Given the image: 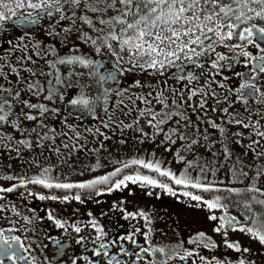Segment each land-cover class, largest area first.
I'll return each mask as SVG.
<instances>
[{"label": "flooded vegetation", "instance_id": "1", "mask_svg": "<svg viewBox=\"0 0 264 264\" xmlns=\"http://www.w3.org/2000/svg\"><path fill=\"white\" fill-rule=\"evenodd\" d=\"M113 15L114 10L110 13L85 10L78 12L72 19L59 22L45 17L37 25L26 28L14 26L12 20L5 24L6 31L0 32V96L12 100L10 93L19 91L20 98L30 104L44 105L49 111L41 116L38 107L28 108L20 103V99L15 100L14 107L4 106V111L10 114L8 119L13 123L0 122V187L19 185L21 179L38 176L45 168L50 169L49 175L57 182H86L108 175L133 159H139L158 163L162 169L177 176L186 175L201 183L211 181L221 189L235 188L243 192L253 186L264 191V164L256 162V154L264 152V141L260 145L252 144L253 140L260 139L255 136L253 129H245L235 123V120H243L251 125L259 121L261 130H264V103L249 98L245 104L237 98L238 93L235 92L243 81L234 73L250 71L244 67V63L233 62L231 69H222V74L216 75V70L210 67L211 60L215 57H209L204 65V74L198 81L188 85L189 88H203L207 94L203 97L207 101L203 109L199 105L202 99L200 95L182 101L179 93H173V89L181 87V82L167 79L165 83V77L151 75L141 69L125 71L119 77V84L112 81L101 83V75L116 66V59L107 48H101L97 53L92 39L103 38L112 30L113 25L102 24L100 21L107 22ZM249 50L252 51L251 48ZM217 51L232 55L222 47L217 48ZM75 57H86L97 62L100 67L94 71L78 64L59 63L60 59ZM180 63L181 61H177V64ZM183 63L184 72L181 75L188 72L199 75L201 72V69L194 68L186 61ZM121 66L128 69L127 60ZM13 68L14 72L11 70ZM175 71L176 68H169L165 75L169 76ZM81 73L86 75H80ZM89 73L92 74L88 75ZM136 81L142 86H137ZM183 83L187 84V81ZM220 83H223V88ZM260 84L264 86V79ZM117 88L123 90L121 95H115ZM106 89L113 90L107 103L103 97ZM149 93L152 95L149 96ZM49 95L51 99L47 98ZM80 95L95 101L93 112L67 103L69 97L76 98ZM138 97H144L152 103L145 104ZM160 98L168 103V108H163L159 103ZM173 100L177 104H173ZM105 107L108 108L107 114L103 111ZM149 108L181 113L185 119L176 116L157 128L153 126L155 121L149 123L151 115L146 111ZM225 108L228 109L227 112H224ZM52 109H59V113L52 112ZM141 112L145 114L141 116ZM23 113L35 115L37 120L29 121ZM81 114L82 119L78 118ZM175 120H179V124ZM213 123L223 128L224 132L213 128ZM105 124L110 126L105 127ZM68 125H72L75 131L70 130ZM50 129H55V135ZM97 129L104 135H99ZM173 131L175 135H171ZM64 132H68L69 136H64ZM76 132L80 133L79 139L76 138ZM166 135L170 139H166ZM181 135L185 139H179ZM19 140H26L30 146L18 144ZM193 140L197 143L192 144ZM66 143L71 151L64 146ZM249 144H252L251 148L247 147ZM260 160L264 161V156ZM132 169L135 175V165ZM141 170L153 179L157 176L176 195L162 188L131 182H127V187L113 189L111 192L107 191L111 187V181L109 185H97L102 194L95 195L93 192L91 199L87 198V190L72 189L66 193L64 190L45 189L35 185L17 187L12 193H0V196H4L0 200V206L5 208V211L0 212V228L28 229L26 233L13 234L27 236L25 243L32 246L29 256L32 264H50L53 261L54 264H71L72 257L83 256L92 260L100 259V264H105L102 258L92 256L94 245L91 240L97 235L90 224L92 220L103 228L105 235L102 239L109 244L113 239L130 235L135 229H139L134 239L141 246L147 247L142 233L151 229L150 240L153 247L165 248L173 255L176 252L183 254L186 250L195 253L187 260L174 258L168 264H238L239 259H245L246 264L249 260L253 264H264V246L249 234L232 230L251 226L250 218L262 217L264 205L252 201L251 208H245L243 203L247 197L232 195L229 200L222 201L229 205L226 209L209 211L183 193L210 195L209 198H213L215 192L202 193L196 189L184 188L157 173L152 174L148 169ZM123 175L127 174L119 173L113 180L120 179ZM9 176L14 179H8ZM29 191L35 195H28ZM222 192L225 194L223 196L229 195L226 191ZM73 193H81L83 202L41 201L36 198L38 195L62 197ZM251 195L253 194H247ZM258 199L264 198L258 196ZM234 202L239 203L232 206ZM140 212L146 214L150 224L139 215ZM49 213L64 223L63 229L48 219ZM210 215L223 217L225 228L220 232L215 231L222 221L210 220ZM23 217L33 218L32 223L24 225ZM233 217L235 220L229 227L228 222ZM73 225L80 227L81 232L76 233ZM199 233H204V240L190 242L196 241ZM81 236L85 237V243L77 244L76 240ZM225 240L238 242L241 249L248 248L250 251L238 253L228 249ZM56 241L64 246L62 251ZM205 242L208 247L204 246ZM117 243L125 242L117 240ZM125 246L129 249L133 247L131 244ZM110 251L118 252V249L111 246ZM200 257L205 259L201 260ZM123 259L127 260L128 257ZM150 259L155 264H161L167 257L156 253ZM78 264L87 262L81 259ZM141 264H147V261Z\"/></svg>", "mask_w": 264, "mask_h": 264}, {"label": "snow or ice", "instance_id": "2", "mask_svg": "<svg viewBox=\"0 0 264 264\" xmlns=\"http://www.w3.org/2000/svg\"><path fill=\"white\" fill-rule=\"evenodd\" d=\"M103 4V8L99 7ZM15 8L10 7L3 0H0V8L7 11H0V32L6 31L5 24L12 20V24L17 27L34 26L39 23L40 20L45 17L52 18L56 22L60 20H68L76 17L78 12L90 10L92 12L114 10L115 15L111 16L106 22L101 20L100 22L109 23L113 25L112 30L106 34L103 38L92 39L95 51L100 52L101 48H107L111 51V54L116 59V66L108 71L106 74L101 75V83H107L112 81L114 84H119V77L125 71H131L132 68H140L144 72H148L151 75H157L165 77V83L167 79H175L181 82L179 89H173V93H179L181 100H191L192 97L200 95L202 99L199 101L201 109H203L207 103L204 96L203 88H189L188 85L193 81H198L200 76L204 74V65L208 61L209 57L213 56L215 59L211 60V69L216 70V75H221L222 69H231L234 65L233 62L239 64L244 63V67L249 69V72H235L234 75L242 79V83L235 89L238 93V99L241 102L247 104L249 98L252 100H260L264 103V86H261L260 81L264 79V0H94L93 2H82V0H14ZM16 9L21 10V15L17 16ZM25 9L30 11L25 12ZM35 13V15L33 14ZM59 14V15H57ZM118 25L119 27H115ZM99 41V42H97ZM228 49L232 53L231 56L218 52L217 48ZM252 49V51L249 50ZM204 59L201 60L200 58ZM240 58H243L241 60ZM127 60L129 68L125 69L121 65ZM177 61H181L177 64ZM184 61L187 64L192 65L194 68L201 69L199 75L194 72H188L186 75H181L184 72ZM228 61L229 63H222ZM61 64H78L85 69H93L94 71L100 67V65L86 57H75L70 59H60ZM176 68L175 72H172L169 76H166V72L169 68ZM13 72L15 69H11ZM89 73L88 75H91ZM80 75H86L81 73ZM228 79V77H224ZM187 81V84L183 81ZM137 86H142L139 81H136ZM220 87L223 88V83H220ZM112 89H106L103 93L104 102H108V96L112 92ZM122 89H115V95H121ZM10 95L13 99L10 100L6 97L0 96V122L13 123L8 119L9 113L4 111V106L14 107L15 100L20 99V103L28 108H39V114H43L49 109L44 105L30 104L28 101L20 98V92ZM149 96L152 93L148 94ZM215 95V93H213ZM51 99V95L47 97ZM143 103L151 104L152 101L138 97ZM227 99V97H224ZM220 101H217L219 103ZM67 103L71 104L75 108H83L88 112H93L95 108V101L90 98H86L83 95L76 98L69 97ZM159 103L163 105V108H168V103L163 98L159 99ZM173 104H177V101L173 100ZM52 112L58 114L59 109H52ZM107 114L108 108L103 109ZM150 113L151 118L149 123L156 122L153 126L159 128V125L168 123L173 120L174 117L180 116L181 119H185L181 113L162 111L161 109H146ZM228 109L225 108L224 112ZM145 113L141 112V116ZM25 118L29 121L37 120V116L30 113H23ZM159 117V120H157ZM82 119V114L80 117ZM96 118L95 116L93 117ZM67 117H65V123ZM103 123V120L101 121ZM175 123L179 124V120H175ZM231 122V121H230ZM236 124L242 125L245 129L251 127L255 136L259 137V140H253L252 144L260 145L261 141H264V130H261L260 122L256 121L251 125L243 120H235ZM105 127H109V124H105ZM187 126V125H186ZM47 127V125H44ZM69 129L75 131L72 125H68ZM213 128H219V125L213 123ZM163 131V129H159ZM223 133L224 129L219 128ZM22 131V130H21ZM55 135V129H50ZM99 135H104L99 132ZM68 137L69 133H62ZM175 131L171 135H175ZM237 135H243V133H237ZM80 133L76 132V138L79 139ZM54 138V137H53ZM166 139H170V136L166 135ZM179 139H185L184 136H180ZM123 142V141H122ZM18 144L30 146L26 140L17 141ZM175 143V141H172ZM197 143L196 140L192 141V144ZM252 144L247 145L248 148L252 147ZM66 148L71 147L66 143ZM82 147V145H81ZM191 147V145H189ZM18 150V149H17ZM56 151H59L56 149ZM264 156V152H258L256 154V162L264 164V161L260 160V157ZM183 160V157H180ZM132 165H138L144 169H148L151 172L157 173L161 177H166L171 180L175 185L183 186L184 188L196 189L202 193H220L226 191L228 196L216 195L213 198H205L202 195H196L189 192H184L183 195L189 197L192 201H196L198 205L206 207L209 211L216 209H226L229 205L222 201H227L232 195H245L246 201L243 203L245 208H251V202L255 201L261 205H264V199H258L264 197V191L249 186L243 193L239 192L235 188L221 189L215 186L211 181L207 183H201L198 180H193L186 175L177 176L168 170H164L158 163L146 162L144 160L133 159L129 163L124 164V168H128ZM122 169L117 168L115 171L108 175L101 176L96 179H92L86 182L79 183H61L55 181L50 175V169H43V171L35 177L21 179L19 185H13L12 187H0V193H12L17 187L27 188L28 185L40 186L45 189H60L66 193L72 189L87 190L89 193V199L92 198V193L100 195L102 192L97 189V185H109L111 181V187L107 188L108 192L113 189H120L121 187H127V182L133 184L139 183L141 185H149L152 187L162 188L172 195H176L172 188L168 184L158 182L149 176L142 175H123L120 179L113 180L121 173ZM203 171V170H202ZM259 174V173H258ZM8 179H14L9 176ZM252 193L253 195L247 196ZM151 194V193H149ZM258 194V195H257ZM28 195H35L29 191ZM37 199L43 200H60L61 202L75 200L77 202H83L81 193H73L71 196L65 194L62 197L56 195H38ZM4 196H0V200H3ZM239 202H234L232 206H236ZM5 211L3 206H0V212ZM19 215V213H17ZM91 215V213H89ZM134 215V214H128ZM144 217L145 221L150 224L149 218L144 212L139 213ZM264 217V214H262ZM252 217L251 226H241L239 228H232L233 231L245 232L250 235L252 239L257 240L262 246H264V218ZM127 218V216L125 217ZM31 217H23L22 223L24 225L32 223ZM48 219L58 227L63 229L64 223L48 214ZM208 219L222 222L219 227L214 229L220 232L225 228L223 223V217H217L210 215ZM235 217L231 218L228 222V226L231 227L232 221ZM18 223V222H13ZM239 223V222H237ZM92 228L95 229L97 235L91 240L94 245L91 250L92 256L102 258L105 264H141V262L147 261V264H155L150 257L156 253L166 256L167 259L161 261V264H168L169 260L178 258L179 260H187L189 257L195 255L194 252L186 250L183 254L176 252L175 255L169 250L162 247H153L150 240L151 229L148 232L142 233L144 236L147 247L141 246L135 239V235L139 232V229H135L130 235L119 236L117 239H113L111 244L103 241L105 235L103 228L99 227L95 220L90 221ZM73 230L76 233L81 232V228L73 225ZM27 228L10 227L7 229L0 228V264H32L29 260L32 246L26 244L27 236L13 233H26ZM227 233L225 232V236ZM117 240L125 243H117ZM204 240V233H199L196 241L200 242ZM57 246L62 251L63 245L59 241H56ZM77 244H84L85 237L81 236L76 240ZM126 244H131L133 247L129 249ZM115 246L118 252H111L110 247ZM205 247H208V243L205 242ZM215 247V244L211 245ZM225 246L228 249H233L238 253H247L250 251L248 248H243L237 243L228 242L225 240ZM85 250L87 247L85 244ZM174 251V250H173ZM27 254V255H26ZM128 257L127 260L123 257ZM35 259L34 257L32 258ZM84 260L87 264H100V259L92 260L88 256L72 257L71 264H78L79 260ZM204 260V257H200ZM50 264H54L50 262ZM238 264H246L245 259H239ZM247 264H253L252 261H247Z\"/></svg>", "mask_w": 264, "mask_h": 264}, {"label": "trees", "instance_id": "3", "mask_svg": "<svg viewBox=\"0 0 264 264\" xmlns=\"http://www.w3.org/2000/svg\"><path fill=\"white\" fill-rule=\"evenodd\" d=\"M133 166H134V165H132V166H130V167H128V168H124L123 166H121V167H119V168L122 169L121 173L134 175V172H133V169H132ZM116 169H117V168H116ZM116 169H115V170H116ZM141 169H142V168H140L139 166L135 165V175L147 176V175L143 174V172H142ZM115 170H113V171H115ZM126 170H130V171L127 172ZM113 171H112V172H113ZM110 173H111V172H110ZM152 174H156V173L152 172ZM156 175H157V174H156ZM156 180H157L158 182H160V181H159L160 179H158L157 176H156ZM239 192L243 193L242 191H239ZM216 195H221V196H223V195H225V194H224L223 192H220V193H216ZM216 195H213V197H215ZM203 196H204L205 198H209V197H210V195H203Z\"/></svg>", "mask_w": 264, "mask_h": 264}, {"label": "rangeland", "instance_id": "4", "mask_svg": "<svg viewBox=\"0 0 264 264\" xmlns=\"http://www.w3.org/2000/svg\"><path fill=\"white\" fill-rule=\"evenodd\" d=\"M3 2L4 3H7L10 7H13V8H15V4H14V0H3ZM82 2H85V3H88V2H93L94 3V0H82ZM103 6V4L101 3L100 5H99V7L101 8ZM27 10H29V9H25L24 11H27ZM0 11H7L6 9H3V8H0ZM113 10L112 9H109L108 11H107V13H110V12H112ZM16 12H17V15L19 14H21V10H19V9H16ZM118 25H116V27H117ZM119 27V26H118ZM137 69H140V68H138V67H136Z\"/></svg>", "mask_w": 264, "mask_h": 264}, {"label": "water", "instance_id": "5", "mask_svg": "<svg viewBox=\"0 0 264 264\" xmlns=\"http://www.w3.org/2000/svg\"><path fill=\"white\" fill-rule=\"evenodd\" d=\"M264 198V197H263Z\"/></svg>", "mask_w": 264, "mask_h": 264}]
</instances>
